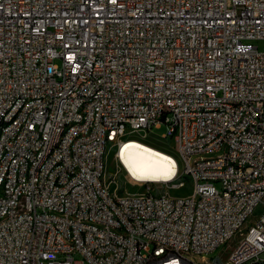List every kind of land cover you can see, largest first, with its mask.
Instances as JSON below:
<instances>
[{
  "label": "built area",
  "instance_id": "obj_1",
  "mask_svg": "<svg viewBox=\"0 0 264 264\" xmlns=\"http://www.w3.org/2000/svg\"><path fill=\"white\" fill-rule=\"evenodd\" d=\"M257 41L264 0H0V264H264ZM163 121L193 192H120Z\"/></svg>",
  "mask_w": 264,
  "mask_h": 264
},
{
  "label": "bare ground",
  "instance_id": "obj_2",
  "mask_svg": "<svg viewBox=\"0 0 264 264\" xmlns=\"http://www.w3.org/2000/svg\"><path fill=\"white\" fill-rule=\"evenodd\" d=\"M115 157L136 182H170L179 169V163L171 152L136 137L123 141Z\"/></svg>",
  "mask_w": 264,
  "mask_h": 264
},
{
  "label": "rangeland",
  "instance_id": "obj_3",
  "mask_svg": "<svg viewBox=\"0 0 264 264\" xmlns=\"http://www.w3.org/2000/svg\"><path fill=\"white\" fill-rule=\"evenodd\" d=\"M256 44L259 45L260 48H263V41H257ZM169 131V125L167 123L160 122L159 124L153 125L150 129L147 137H144L143 133H136L133 137L140 138L146 142H149L155 146L161 148H170L172 144H174L171 138L164 139L163 135L167 134ZM110 147H108V150ZM170 151L176 153V148L173 147ZM106 176L111 181V185L113 187H118V190L123 193H140V192H151V193H167L171 194L175 197L187 196L193 192L194 184L192 180L188 176L183 173V168L181 166L179 170V177L175 180V182L185 181V185L181 187H174L173 182H163V183H142L136 182L130 178L127 172L123 169V167L119 164L117 158L115 157L114 150L108 153L107 163H106ZM262 210V205H260L256 213L259 214ZM227 251V248H226ZM221 252H223L221 250ZM224 255L227 252L223 253ZM78 257V256H77Z\"/></svg>",
  "mask_w": 264,
  "mask_h": 264
},
{
  "label": "trees",
  "instance_id": "obj_4",
  "mask_svg": "<svg viewBox=\"0 0 264 264\" xmlns=\"http://www.w3.org/2000/svg\"><path fill=\"white\" fill-rule=\"evenodd\" d=\"M163 149H166L167 150V148H163ZM167 151H169V150H167Z\"/></svg>",
  "mask_w": 264,
  "mask_h": 264
}]
</instances>
